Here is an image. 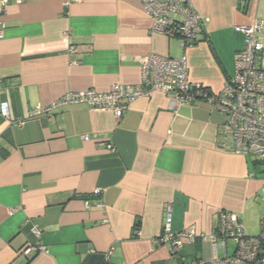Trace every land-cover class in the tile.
<instances>
[{"label": "crops", "instance_id": "obj_1", "mask_svg": "<svg viewBox=\"0 0 264 264\" xmlns=\"http://www.w3.org/2000/svg\"><path fill=\"white\" fill-rule=\"evenodd\" d=\"M191 2L204 24L199 43L186 49L154 32L137 0L9 5L0 38V264L211 263L208 242H186L175 256L156 243L169 211L175 232L208 236L221 211L239 215L247 234L254 226L264 179L252 158L219 148L226 119L206 102L173 112L155 93L121 119L86 105L29 118L68 93L138 84L150 54L185 56L190 80L219 94L245 47L237 29L264 22V0ZM259 39L264 44V30ZM30 247L46 251L25 254Z\"/></svg>", "mask_w": 264, "mask_h": 264}, {"label": "built area", "instance_id": "obj_2", "mask_svg": "<svg viewBox=\"0 0 264 264\" xmlns=\"http://www.w3.org/2000/svg\"><path fill=\"white\" fill-rule=\"evenodd\" d=\"M137 1L153 19L154 32L169 38H180L184 49L198 44L204 20L191 0ZM12 2L20 3L21 0H0V38L7 28L3 16ZM263 30L264 22L261 20L237 29L245 36V47L236 53L234 78L225 83L219 94L212 93L202 83L190 80L185 56L174 58L150 54L141 59V80L138 84L117 83L107 92L87 90L68 93L49 107L37 106L30 112L29 118L48 115L72 105H86L96 110L112 111L121 119L132 102L155 93L163 94L169 99L173 112L185 105L206 102L226 119L219 132V148L255 160L264 179V67L261 64L264 44L259 39ZM1 113L4 118H10L7 103L1 104ZM84 140L88 141L90 137L84 136ZM250 176L255 178L257 174ZM95 195L100 197L101 190H95ZM86 206H90L89 201H86ZM103 206L102 202L98 204V207ZM172 224V213L169 211L163 234L156 240L157 244L168 247L171 254L180 253L186 242H208L211 245V263L200 259L187 264H264V218L261 221V233L256 237L246 233L239 215L228 211L218 214V225L208 236L198 234L195 230L175 232ZM32 231L39 235L36 227ZM230 240L236 247L229 256ZM38 250L46 251V248L30 247L25 250V254ZM219 251L223 252V256L219 255ZM111 256L112 253L109 252L106 260Z\"/></svg>", "mask_w": 264, "mask_h": 264}, {"label": "rangeland", "instance_id": "obj_3", "mask_svg": "<svg viewBox=\"0 0 264 264\" xmlns=\"http://www.w3.org/2000/svg\"><path fill=\"white\" fill-rule=\"evenodd\" d=\"M264 218V193H260L254 200V226L248 228L247 232L249 236H259L261 233L260 222ZM230 255L233 254L235 243L233 241L228 242Z\"/></svg>", "mask_w": 264, "mask_h": 264}, {"label": "trees", "instance_id": "obj_4", "mask_svg": "<svg viewBox=\"0 0 264 264\" xmlns=\"http://www.w3.org/2000/svg\"><path fill=\"white\" fill-rule=\"evenodd\" d=\"M198 43H199V40H198ZM253 163L256 164V163H255V160H253ZM200 244H202V243H199V242H198V243H195V246H196V247H200ZM175 255H176V254H172V256H175ZM184 262H186V261L184 260Z\"/></svg>", "mask_w": 264, "mask_h": 264}]
</instances>
